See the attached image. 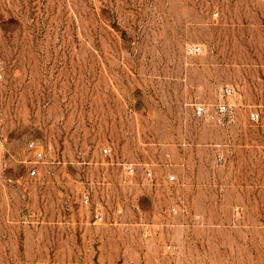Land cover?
Here are the masks:
<instances>
[{
  "label": "rangeland",
  "instance_id": "374dc122",
  "mask_svg": "<svg viewBox=\"0 0 264 264\" xmlns=\"http://www.w3.org/2000/svg\"><path fill=\"white\" fill-rule=\"evenodd\" d=\"M0 264H264V0H0Z\"/></svg>",
  "mask_w": 264,
  "mask_h": 264
},
{
  "label": "built area",
  "instance_id": "2783aa9c",
  "mask_svg": "<svg viewBox=\"0 0 264 264\" xmlns=\"http://www.w3.org/2000/svg\"><path fill=\"white\" fill-rule=\"evenodd\" d=\"M202 111H203V108H202V107H197V114H201ZM220 112H221V113H225V112H226V107H225V106H221V107H220ZM251 118H252V119H255V118H257V117H256L255 114H251ZM29 147L34 151V153H35V157H36L37 159H39V158L42 157V152H41V150L38 149L33 143L29 144ZM110 152H111V151H110L109 148H104V149H103V153H104L105 155H109ZM128 171H129L130 173H133V171H134L133 167H128ZM36 174H37V169H36V168L31 169V171H30V175H31V176H36ZM147 176H148V177L151 176V172H150V171H148ZM168 182H170V183L175 182V176H173V175H172V176H169V178H168ZM96 219H97L98 221H101V220L103 219V215H102V213H97V214H96Z\"/></svg>",
  "mask_w": 264,
  "mask_h": 264
}]
</instances>
